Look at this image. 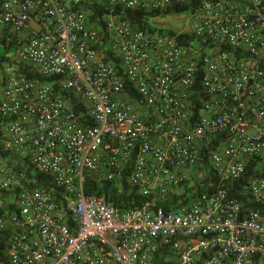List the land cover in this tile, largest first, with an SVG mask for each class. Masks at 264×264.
I'll return each mask as SVG.
<instances>
[{
    "label": "built area",
    "instance_id": "1",
    "mask_svg": "<svg viewBox=\"0 0 264 264\" xmlns=\"http://www.w3.org/2000/svg\"><path fill=\"white\" fill-rule=\"evenodd\" d=\"M94 2L199 4L172 34L99 24ZM0 48V264H264V0H0ZM87 177L147 200L115 206Z\"/></svg>",
    "mask_w": 264,
    "mask_h": 264
},
{
    "label": "trees",
    "instance_id": "2",
    "mask_svg": "<svg viewBox=\"0 0 264 264\" xmlns=\"http://www.w3.org/2000/svg\"><path fill=\"white\" fill-rule=\"evenodd\" d=\"M199 2H194L191 4L187 5H182V4H176L172 7H169L167 9L163 10H156V11H146L143 9H128V8H122V7H108V5L99 3V2H94L92 4H86L85 7L87 11L90 12V19L92 21H95L97 23H102V17L105 14L113 13L114 15L120 16L121 19L126 20L131 23V25L138 27L144 31L148 32H168V33H175L171 29H162L157 27L153 23V18L156 17H166L169 15H178L186 12H192L197 6ZM179 42L182 44H192V43H197L199 41V38L196 37L195 34L193 33H182L179 38ZM5 49L0 48V63L3 59H5ZM116 59H114L115 61ZM30 76L36 77L32 72L29 73ZM44 81H48V79H43ZM126 90L132 96L133 98L138 99L139 96L135 92L134 88L126 84ZM69 100L73 103L75 109L77 111L83 110L84 106L83 104H80L76 102V99L69 94L68 95ZM193 101L197 103L198 107V99L196 95H193ZM216 143H210V147H215ZM209 148H205V150L202 151V163L207 164L208 162V151ZM256 161H252L251 166L248 169V173H251L253 171V167L256 165ZM27 174L28 177L36 179L35 182H30L29 185H38V186H43L47 188H53L54 183L52 180V177L46 174L42 173H34L32 172V168L29 167L27 169ZM264 174V172L262 173ZM210 180H215L217 183L220 181L217 174L213 172L212 169H210ZM244 183L245 181H241L236 183L232 189L231 193L233 195H236L237 197H243L244 194ZM119 185L116 182L113 181H108V180H95L93 178L87 177L85 179V191L88 194H94L97 196H103L106 200L114 204L115 206L121 207L123 209H127L130 207H136V206H141L143 205L147 198L144 197L141 193L138 192L137 189L130 187L127 183H124L123 186V191L122 193L118 192ZM214 187H209L206 186L205 189L199 188L197 191H193L192 187H187L185 188L186 193L190 192L191 195H188L185 200H183V203H188L190 202L191 198L196 196L197 194L207 190V191H212ZM58 190V189H56ZM58 191H56L57 193ZM187 195V194H186ZM185 195V196H186ZM161 206H163L165 209H170L172 202L164 200L159 203ZM256 207V206H255ZM168 252V248H164L160 254L158 255L157 261L155 264H164L165 263V258Z\"/></svg>",
    "mask_w": 264,
    "mask_h": 264
},
{
    "label": "rangeland",
    "instance_id": "3",
    "mask_svg": "<svg viewBox=\"0 0 264 264\" xmlns=\"http://www.w3.org/2000/svg\"><path fill=\"white\" fill-rule=\"evenodd\" d=\"M185 18L177 17L174 15H169L166 17H156L153 18V23L162 29H173V30H178L184 27L183 21Z\"/></svg>",
    "mask_w": 264,
    "mask_h": 264
}]
</instances>
